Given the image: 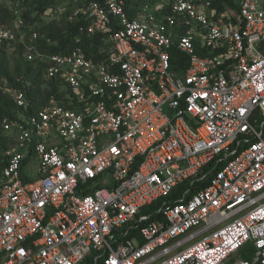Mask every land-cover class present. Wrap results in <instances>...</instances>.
Returning <instances> with one entry per match:
<instances>
[{
    "label": "built area",
    "instance_id": "2783aa9c",
    "mask_svg": "<svg viewBox=\"0 0 264 264\" xmlns=\"http://www.w3.org/2000/svg\"><path fill=\"white\" fill-rule=\"evenodd\" d=\"M164 1L136 17L124 0L48 7L103 37L93 58L26 42L7 0L0 49L22 44L78 107L2 121L0 264H223L246 244L233 264H264V0Z\"/></svg>",
    "mask_w": 264,
    "mask_h": 264
},
{
    "label": "trees",
    "instance_id": "16d2710c",
    "mask_svg": "<svg viewBox=\"0 0 264 264\" xmlns=\"http://www.w3.org/2000/svg\"><path fill=\"white\" fill-rule=\"evenodd\" d=\"M36 1V2H35ZM163 0H124L125 8L130 17H136L139 13H148L149 5L162 2ZM165 0L164 2H167ZM216 7H221L223 3L235 6L234 0H211ZM64 0H12V7H23L22 16L25 19L26 37L28 38L32 30H36L38 35L34 43L49 53H65L76 45H81L85 52L93 58H100L97 48L101 44L103 37L99 34L87 35L78 33L77 26L82 21L79 19L69 20L63 16L59 20H44L42 14L51 5L63 3ZM7 0L0 3V10L6 11V16H0L2 21L10 19ZM70 4L67 5V11ZM149 8V7H148ZM167 6H163L165 11ZM79 37V42H75ZM49 39V41H48ZM23 45L18 44L12 51L0 49V127L4 119L9 122L20 120L33 110L43 108L51 100L54 103L76 109L74 91L59 77L48 78L45 76L46 62L37 60H27L23 55ZM179 54L174 51L172 59ZM176 71H180L177 65H173ZM22 90L25 93L27 102L26 108L19 107L12 95L13 91ZM11 135L0 137V148L12 143ZM2 166L0 165V173ZM177 196L176 189L170 198Z\"/></svg>",
    "mask_w": 264,
    "mask_h": 264
},
{
    "label": "rangeland",
    "instance_id": "374dc122",
    "mask_svg": "<svg viewBox=\"0 0 264 264\" xmlns=\"http://www.w3.org/2000/svg\"><path fill=\"white\" fill-rule=\"evenodd\" d=\"M155 4L149 5L147 10H153L155 8ZM38 166L39 162L38 159L31 160L30 162L26 163L23 169V172L28 178L34 179L38 176ZM251 253V248L248 244L244 245L238 252L234 253V255L223 262V264H233L234 259L241 257V256H248Z\"/></svg>",
    "mask_w": 264,
    "mask_h": 264
}]
</instances>
